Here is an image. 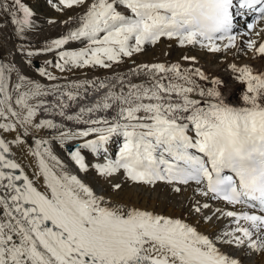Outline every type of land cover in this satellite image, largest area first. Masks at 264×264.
Instances as JSON below:
<instances>
[{
  "label": "snow or ice",
  "instance_id": "obj_1",
  "mask_svg": "<svg viewBox=\"0 0 264 264\" xmlns=\"http://www.w3.org/2000/svg\"><path fill=\"white\" fill-rule=\"evenodd\" d=\"M53 7L72 15L39 40L33 8L0 0V264H264V68L228 62L224 78L195 55L138 60L165 45L264 61V0ZM90 173L157 205L165 193L164 210L108 196Z\"/></svg>",
  "mask_w": 264,
  "mask_h": 264
},
{
  "label": "bare ground",
  "instance_id": "obj_2",
  "mask_svg": "<svg viewBox=\"0 0 264 264\" xmlns=\"http://www.w3.org/2000/svg\"><path fill=\"white\" fill-rule=\"evenodd\" d=\"M55 2V1H54ZM52 10L54 12L58 13L57 11L54 10V7H52ZM72 15V13H71ZM67 18V17H66ZM66 18H62V19H57L55 17H50L47 19H43L42 23L39 24V26H41L42 31L40 32L39 36H44V37H55L56 35L59 34L60 31L63 30L64 25L62 23H60L61 21H63ZM48 19H56L58 21V24L55 26H50L47 24V20ZM243 24V23H241ZM243 30V29H242ZM252 39H255V36L251 37ZM1 40V38H0ZM167 51L168 52V56L165 57L163 55V53ZM190 51H196V50H192V49H180L177 48L175 46H173L172 48L168 49L165 45H161L160 47H157L155 49H150L148 52L149 55V59L148 60H153V59H169L172 61L178 60L182 55H191L189 54ZM201 53V56L206 55L203 52H199ZM238 54V55H236ZM194 55V53L192 54ZM196 55V54H195ZM234 55L236 56L235 61L231 60V57H229L228 60L224 61V62H219V60L214 57V56H208L207 58V62L200 59L197 55V58L200 61V64L210 73V74H216L219 75L221 77L224 78H228L229 74H230V70L226 67L228 62H235L238 64H246V63H253L256 65L257 68H264V61H260V60H249L248 56L246 55H242L241 53H234ZM174 56V57H172ZM214 58V60H213ZM148 60H140V61H148ZM219 62V63H218ZM31 74V73H30ZM85 75V73H76L74 74L71 78L72 79H77L79 78H83V76ZM88 76H99L100 78H103L106 73L99 71V70H94V72H89L87 73ZM242 85H238L236 87V90L234 92H231V90H226L225 91V96L226 98H228L229 96L231 97V100L233 103H237L239 102V97L241 95V89H242ZM61 155H63V153L61 152ZM92 174H89L86 178V180L91 183L94 187L97 188L98 191H103L105 192L106 195L108 196H112L115 199H119V200H123L125 202H136L138 199L139 201L145 205V206H149L148 205V201L149 197L146 193H138L135 189L129 188L127 185H125L124 189L119 192V193H113L109 188L108 185L103 181L98 179L96 176H93ZM154 198H156V194L152 195ZM165 199H166V194L163 193L160 197L159 195V205H157V200L156 202L152 203L151 206H156L157 210H164L165 207ZM169 212H172L173 209L171 207H169L167 209Z\"/></svg>",
  "mask_w": 264,
  "mask_h": 264
},
{
  "label": "rangeland",
  "instance_id": "obj_3",
  "mask_svg": "<svg viewBox=\"0 0 264 264\" xmlns=\"http://www.w3.org/2000/svg\"><path fill=\"white\" fill-rule=\"evenodd\" d=\"M54 1L55 0H24V2L25 3H28L33 8V10L37 13V17H38L37 24L38 25L43 22L42 21L43 19H47V18H50V17H55L57 19H62V18H66L67 16L71 15V13H64L62 15V14H57L56 12H54L52 10L53 4L55 3ZM39 27L41 28V26H39ZM10 32H11V29L10 28H5L4 31H0V38H1L0 43H5V41H8V40H11L12 39V37L10 35ZM44 38H46V37H44V36H42V37L39 36L38 37L39 40H43ZM6 48H7V44H5V49ZM199 52L200 51H198V50H196V51H190L189 54L192 55L194 53V55L196 54L200 59H202V60H204V61L207 62V58L210 55H203V56H201V53H199ZM236 55H238V54H236ZM242 55H243V53H241V56ZM172 57H174V56H172ZM47 58L48 59H51V57H47ZM149 58L150 57L148 55V52H146L143 56L139 57L138 60H148ZM43 60H44V57L36 58V60L34 62L35 63V66L42 65ZM213 60H214V58H213ZM29 73H31L32 75H35L34 69H29ZM92 175L95 176L94 174H92ZM162 194L163 193H160L159 194L160 197H161ZM156 200H157V196H156V198H154L152 196L151 199L147 200L148 201V205L151 206L152 203L156 202Z\"/></svg>",
  "mask_w": 264,
  "mask_h": 264
}]
</instances>
